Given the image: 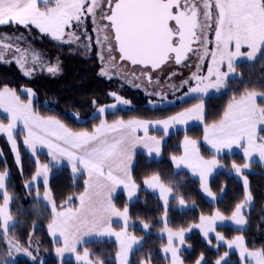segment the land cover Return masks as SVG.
Listing matches in <instances>:
<instances>
[{"label": "snow or ice", "instance_id": "obj_1", "mask_svg": "<svg viewBox=\"0 0 264 264\" xmlns=\"http://www.w3.org/2000/svg\"><path fill=\"white\" fill-rule=\"evenodd\" d=\"M108 5V11H104V4ZM97 10L100 11V19L107 21L102 28H94L98 33H105L103 40L108 41L109 30L114 32V40L120 53V59L130 61L133 65H143L150 69H159L169 60L173 59L177 65L187 58L190 52L201 53L199 59L210 55L211 63L208 66L207 76L201 75L197 78V87L191 88L192 93H204L208 88H214L217 91L227 87V81L235 74L234 62L237 58L246 57L249 61L255 59L258 53L264 52V0H0V26L9 24L22 25L25 28L35 26L41 33L51 35L54 40H63L65 28L76 23L77 27L83 25L84 19L91 15L93 24L96 25ZM214 28V48H209L212 43L208 40V33ZM82 35H87L86 31ZM70 39L64 41L71 43V38L79 40V36L74 33L69 34ZM5 39L9 37H0V63H11L5 60L7 51H12L15 56V63L25 76H31L32 70L26 68L28 63V50L19 47L13 48L11 44H5ZM89 42L91 38L89 37ZM199 43L202 48L193 49L191 44ZM97 44H100L98 35ZM247 46L250 50L247 53L241 52V47ZM108 51H112V45H107ZM234 47V51L232 50ZM103 61V57H101ZM31 63H39L44 68V62L38 53L31 54ZM226 66L227 71H222ZM105 67L101 69V75L108 76L109 72ZM200 65H197L199 69ZM59 64L46 66V71L55 75L59 72ZM144 75L148 77L149 83L152 78L149 72ZM175 75V73H173ZM195 77V74H193ZM205 80L213 81L199 85ZM187 83V81H184ZM27 95L32 96L31 89H22ZM156 94V93H153ZM120 103L130 104V101L117 96L116 93H110ZM257 97L264 98V92L248 90L241 94L239 99L235 97L228 103L223 117L218 124H213L211 128L205 127L204 139L219 152L224 148H231L233 144L241 147V141H246L248 147L245 149V157H249L253 152L258 153L261 161H264V136L259 132L264 131V104L257 102ZM31 100L24 102L17 95L14 89L5 85L0 88V109L8 114L9 123L4 125L0 123V132H7L9 140L13 143L15 151V141L12 140V130L17 122L24 126L27 131V138L24 140L29 145L33 153L36 151L35 144L38 141L46 145L49 149V155L53 161H56L57 153L61 157H66L71 164L73 173L80 171L78 166H83L90 180L85 181V192L80 196L81 207L75 210L67 209L57 212L53 202V219L49 224V230L55 234L59 231L65 237V249H57L58 253L65 250L76 251L74 245L69 247L68 236L72 231L79 232L82 228L97 225L104 221L105 217L123 216L127 218L128 209L125 207L123 212L118 211L111 203L112 188H109L107 196L104 189L107 186L105 182H111L113 186L123 185L129 189L128 195L131 198L136 188L131 175L128 171L127 161L130 160V153L138 144H143L149 148V153L153 148L149 147V142L159 145L163 139L149 137L148 126L154 123L157 126L162 125V131L168 135L169 126L183 124L187 119H200L203 106L197 104L184 112L169 116L165 120L155 122L142 121L139 119H130L125 122L123 119L114 121L111 124L102 121L100 126L94 127L92 131L81 130L73 131L64 125L55 117L42 118L37 115L31 107ZM95 103V101H93ZM110 107L115 108L113 104ZM105 108H100L99 112L104 113ZM187 118V119H186ZM143 128L144 138L136 135V130ZM42 130L46 135L40 136L35 131ZM60 143L53 142L52 139ZM110 137V138H109ZM257 141H260L257 143ZM61 143L64 147H61ZM197 141L189 140L185 137L184 156L171 159L177 167L181 163H189L195 171L199 168H208L215 166L217 161H205L199 156V150L196 147ZM159 154V148H155ZM17 162L19 156L17 155ZM248 168V164L242 166ZM236 173H240L242 168L233 164ZM115 170L124 172V177L120 178L113 174ZM49 166L47 164L38 167L33 180H36L41 174H44L43 183L45 185L44 198L49 199L47 185V173ZM7 173H0V189H3V205H0V231L4 237L8 236L10 226H14L15 221L8 211L9 201L11 199L5 189V176ZM204 173L201 171V181ZM91 181V182H90ZM145 184L152 187H159L161 198L167 204L168 196L172 189L165 188L159 183V177L153 176L151 180H145ZM245 200L236 204L231 217L223 216L216 211L211 216H200V223L193 227L200 228L205 237L210 232H215L216 221L231 220L237 225L246 223L241 214L245 204L252 200L248 192V180L244 178ZM26 187L32 188L33 184L28 183ZM204 187L202 183V188ZM89 189H92L91 191ZM206 190V189H205ZM208 195L212 193L209 191ZM39 197V192H37ZM69 202L73 199L69 197ZM183 205V199H180ZM145 229L149 228L144 224ZM168 231V246L164 252H171L172 264H182L177 255V249L173 246V237L179 238L181 244L184 243V229L177 232ZM106 232L111 233L107 228ZM103 234V233H102ZM117 240H120L123 233H115ZM218 241H224L225 237L216 233ZM210 242V241H209ZM9 244L12 242L9 241ZM137 243L135 238L130 240H121V252L117 254V259L121 264H127L126 255L132 250L133 244ZM227 246L231 250L234 247L240 249L241 261L252 260L254 264H264V248L258 250H248L244 244L242 236H236L231 241H227ZM16 250L21 249L17 246ZM26 255L32 257L35 261L37 257L32 256L31 252L23 250ZM87 255V253H86ZM229 255L224 253L214 264H223L225 257ZM82 259V257H77ZM150 259V258H149ZM88 264H103L102 261ZM195 264H204L203 254L196 260Z\"/></svg>", "mask_w": 264, "mask_h": 264}, {"label": "trees", "instance_id": "obj_2", "mask_svg": "<svg viewBox=\"0 0 264 264\" xmlns=\"http://www.w3.org/2000/svg\"><path fill=\"white\" fill-rule=\"evenodd\" d=\"M13 27V24L0 26V31L12 34L15 31ZM46 41L47 45H43L52 55L67 50L65 45L58 50L55 42ZM258 59L249 65L241 62V68H249L248 73L241 70V83L253 84V88H262L264 82V74L261 76L264 63ZM59 65L61 72L58 76H49L42 72L25 76L16 63H0V88L7 85L24 100L28 99L29 95L21 92L20 88L31 89L33 97L30 100L33 111L43 117H55L73 131H92L93 126L101 122L102 117L108 122L117 119L166 117L183 109L191 101L188 98L183 101H172L173 104L168 102L158 105L150 102L151 100L139 94L135 89L123 87L119 94L130 101V104L119 107L117 110H106L103 116L93 115L98 106L114 99L110 93L115 91V83L110 80L109 82L98 74L95 55L87 58L62 53ZM214 111L212 105L205 107L203 123L210 124L216 118ZM186 131L188 134L199 135L202 128L198 125L190 126ZM181 133L185 131L178 129L165 136L161 146V155L158 158L148 157L141 152L134 154L131 178L138 189L133 200L127 201L123 191H117L112 196L113 205L117 209L122 210L127 207V217L130 220L127 228L140 238V243L129 253L128 264H141L142 262L166 264L161 251L164 238L157 233L163 225V215L168 226L185 229L199 222L201 215L208 216L216 211L222 215H228L235 210L236 204L245 200L243 184L233 168V164L243 165L245 163L239 152H223L216 156L217 161L220 162L219 167L208 182L210 189L216 194L213 202L203 197L196 178L185 171L172 170L170 155L180 150L178 140ZM0 152L2 153V155L0 153V171L6 168L9 170L5 189L11 197L9 212L15 221L14 226H10L8 235L17 240L19 245L29 247V250L32 249L33 256L37 257L35 262L26 258L5 261L2 255L4 235L0 231V264H74L70 259L58 260L49 252L53 242L47 233V226L51 221L53 202L55 210L70 204L76 205V196L83 189L82 177H73L65 165H53L46 154L38 152L31 156L22 147L20 166L17 167L12 161V154L2 135H0ZM201 152L205 156H213V153L203 146H201ZM35 156L49 165L51 170L47 185L49 199L53 201L50 207L42 199L28 196L31 188L27 189L24 186V182L32 178L38 165L34 159ZM150 174L157 175L172 189L173 196L169 198L166 207L160 202L158 196L141 188L142 179ZM240 174L246 176L248 192L252 196V200L245 204L241 212L246 223L242 227L230 224L217 225L216 231L225 238L241 235L247 248H264V162L251 161L248 163V168L242 169ZM1 197L2 194H0V199ZM69 197L73 198L70 202ZM178 198L183 199L189 205L176 207ZM144 224H148L149 228L145 229ZM112 225L117 226L119 223ZM184 243L186 247L179 251L182 264H194L201 254H203L204 264H214L225 252L229 255L223 264H243L235 250H226L225 245H215L216 240L212 235L204 239L196 228H190L185 233ZM82 249L88 250L91 257L102 261L103 264H115L114 254L117 246L112 240L87 239L78 247V251Z\"/></svg>", "mask_w": 264, "mask_h": 264}, {"label": "rangeland", "instance_id": "obj_3", "mask_svg": "<svg viewBox=\"0 0 264 264\" xmlns=\"http://www.w3.org/2000/svg\"><path fill=\"white\" fill-rule=\"evenodd\" d=\"M104 11L107 12V8H105V6H104ZM100 16H101V13L99 10H97V14H96L97 23H96V25L93 24V18L91 15H88L84 19L83 25H81L80 27H77L76 23L73 22L71 26L65 28V35L63 37V40H55L54 41V39L51 37V35L46 34V33H41L39 31V29L36 28L35 26H30L29 28H25L24 26L18 25L15 23H13V25H14L13 28L15 31H13L12 34H8L6 32L4 33L2 30V31H0V37L11 38V39H5L3 41V43L11 44L13 48L19 47V48L28 50V63L26 64V68L31 69L33 72L32 73L33 75H36L37 73L42 72V74L46 73L49 76H56V75L58 76L61 72L60 65H59L60 70L55 75L47 72L46 66L55 65L57 63L59 64L60 54H62V53L75 54V55L84 56L87 58H90L91 55H95L96 56V63L98 64L96 67L98 74L100 76H103L104 78H106L108 81L110 80L113 83H115L116 87H115V91L113 93H116L117 96L122 97L125 100H127V99L124 98L123 95L121 96L119 94V91L123 90L122 89L123 87L126 89H132V90L135 89L139 94H141L144 97L151 100L150 102H154L158 105L162 104V103H168V102L172 103V101H175V100L183 101V100L188 99V98L191 99V101L189 103H187V105L184 106L183 109L175 111V112L167 115L166 117L153 118V119H139V120L149 121V122H155L157 120H165L169 116H174L177 113L184 112L186 109L192 108L193 106H195L197 104H201L203 106V108H202L200 119H195V118L187 119L186 118L187 119L186 123L170 125L168 133L175 132L178 129L185 131V133L180 134V138L178 140L180 150L177 153L170 155V162H171L172 170L173 171L182 170V171L187 172L190 176L196 178L198 180V186H199L200 192L207 201L213 202L216 198V194L213 190L210 189L208 182H209L210 177H212L213 173L219 167L220 162L217 161V158H216V156L218 154L223 153V152H225V153L239 152L242 154V156L245 160V163L243 165L248 164L251 161H256L259 163L264 162V161H261L258 153H256V152H253L249 157H245L244 152H245V149L248 147L246 141H241V144L243 145V147H241L237 144H233L231 148H224V149H221L219 152H217L212 147V145H210L204 139L205 127L211 128V126L213 124L219 123V121L223 117V113H224L228 103L232 100L233 97H235L236 99H239L241 94L245 91V89L255 90L257 92H264V82L262 84V86H263L262 88H256V87L253 88V84L247 85L245 82L241 83V73H242L241 70H243L244 73H248V69H249V68H247V69L241 68V62H245L246 64L249 65V64H252V62H254V60L259 58L258 61H263V63H264V52L258 53L257 56L255 57V59L252 61H249L246 57L237 58V60L234 62V65H233L234 70H235V74L231 78L228 79L226 88H222L219 91H217L214 88H208V90L204 93H192V92H190V89L197 87V83H198L197 78L200 77L201 75L207 76L208 66L211 63V56L210 55L203 56V59H199L198 56L202 55V52L201 53L190 52L189 54H187V58L185 60H182L179 65L167 64V65L162 66L161 68L156 69V70H151L150 68H147L145 66L141 67L139 65H129L127 62L119 61L118 54L115 50L114 43L112 41V35H111L110 30L107 32V35L109 36L108 41L103 40V37L105 35V33L103 31H100L99 33L97 31H94V28H102L103 24L107 23V21L101 20ZM19 27H21V28H19ZM85 31L87 33L86 36L82 35V33H84ZM23 33H24V36H23ZM70 33H74L75 36H79L80 39L76 40L74 38H71V43H65L64 41H67L70 39V36H69ZM98 35H99V38L101 41L100 44L96 43ZM89 37L91 38V42H89ZM46 40H52L53 42H55V45L57 46L58 50H60V47L64 46V45L67 46V50H64V51L62 50L61 52H57L54 55H52L49 51H47V48L44 47V45H47L45 43V42H47ZM208 40L212 42L208 45V47L210 49L214 48V46H215V44H214V40H215L214 28L208 33ZM109 43H111V45H112V51L111 52L108 51V47H107V45ZM199 48H202V46L199 43L195 42L193 49H199ZM232 50L233 51L235 50L234 47ZM248 51H250V50L247 48V46L241 47L242 53H247ZM33 52L39 54L41 60L44 62V66H45L44 68H42L39 63H37L35 65H33L31 63V54ZM14 56H15V54L12 51H7L5 53L4 58H5V60L12 61L15 63ZM101 57H103V61H102ZM198 64L200 65L199 69L197 68ZM260 64H262V63H260ZM105 65L107 66L106 70L109 72L108 76L100 74L102 67H105ZM222 71H227L226 66L222 67ZM145 72L150 73L151 78H152L151 83H149L148 77L146 75H144ZM173 73H175V75H173ZM193 74H195V77ZM263 74H264V70H262L261 76H263ZM184 81H187V83H184ZM112 82H111V84H113ZM211 82H213V81L205 80L199 86L204 87L205 84H208ZM22 89H29V88L21 87L20 88L21 92H23ZM153 93H156V94H153ZM32 97H33V95L29 96V98L26 100H24V99H21V100L24 102H28ZM257 102L264 104V98L257 97ZM113 104L116 105L115 108L110 107ZM211 105H212V109L215 110L213 112V114H215L216 118L214 120H212L210 122V124H205V123H203V112H204L205 107L211 106ZM125 106H127V105L120 103L114 97V99L111 100L110 102L104 103V104L98 106L95 109V112L93 113V115L99 114V115L103 116L105 114V112L104 113L99 112V109L102 107L105 108L106 110H115V109L117 110L119 107H125ZM32 110H33V107H32ZM35 113L37 115H39V113H37V112H35ZM40 117L48 118V117H43V116H40ZM103 118L104 117H102L101 122L105 121L108 124H111L114 121H116V120H113V121L108 122ZM131 119H137V118H131ZM117 120H119V119H117ZM128 120H130V118L126 119L124 121L127 122ZM101 122H99L97 125L93 126V128L100 126ZM0 123H3L4 125H7L9 123L8 114L5 113L3 109H0ZM197 125L202 128V132L199 135L187 133L186 129L188 127L197 126ZM93 128H92V130H93ZM161 129H162V125L157 126L154 123H150L148 126V133L152 134V137H156V138L163 137V139H162L163 140L162 143H163L166 135L164 134V132ZM37 130H39L41 133L45 134L42 130L36 129L35 131L37 132ZM136 134L137 135L141 134L142 136H140V137L143 138V135H145L144 129L138 128L136 130ZM0 135L3 136L5 142L7 143L8 147L10 149V152L12 154V156H11V158H13L12 161H14V163L16 164L17 167L20 166V149H21V147L24 150H26L31 156H34L38 152L44 153L42 151H35V153H33V150L31 151L29 149L28 145H26L24 143V140L27 138V131L24 130V126L20 122H17L16 127L12 130V140L15 141V151L13 150V147H14L13 143L9 140L8 133L7 132H0ZM259 135L264 136V131L259 132ZM185 137H187L189 140L197 141L196 147L199 150V156L202 157L203 160H205V161L215 160V161H217V164L215 166H211L210 169H208V168L202 169V168L198 167L195 171L193 170L192 167H189V163H187V162L181 163L179 165V167H177L176 163L171 158L173 156H175L177 158L184 156V154H185L184 153ZM49 138H51L53 140V142H56V143L58 142V141H55L54 138H52V137H49ZM259 142L260 141H257V143H259ZM141 145H143V144H141ZM201 146L210 150L213 153V156H210V157L205 156L201 152ZM135 152H138V151H135ZM1 155H2V153H1ZM17 155L19 156V162H17ZM160 155H161V150H160L159 154H153V155L147 154L146 156L158 158V157H160ZM34 159L38 163V165L34 171L32 178L30 180L24 182V186H25V188L28 189V187H26V184L32 183L33 187L31 188L30 193H28V196H32L35 199H42L44 201V203L50 207V203H52L53 201L50 199L46 200L44 198V196H45V187H44V183H43L44 174H41L36 180H33V177L36 175L38 167L45 165L46 163L42 162L38 157H36ZM48 160L51 161L53 165L59 164L56 161H53V159H51V158H48ZM243 165H237V166H241L242 169H247V168H243L242 167ZM201 171H203V173H204L203 181H201ZM0 173H7V175L5 176V180H4V184H5L7 177L9 175V170H8V168H6L5 170L0 171ZM50 173H51V170L49 167V171L46 174L47 178L50 176ZM240 173H237V174L239 175L241 183L243 184V189H244V194H245L244 178L246 176L242 175ZM153 176H157V175L150 174V175L144 177L142 179L141 188L149 191L153 195L158 196L160 202L163 204V206L166 207L168 205L169 198L172 197L173 194H172V192L166 193V195L168 196V200H167V204H165L164 199L161 198V193H160L159 187H152V186H149L148 184H145V180H151V178ZM159 183L163 184L165 188H169L160 179H159ZM202 183L204 185L203 188H202ZM137 189H138V186L136 185V188L134 190V194L131 198H129V195H128L129 189L124 188V190H122L124 192V195H125V198L127 201H131L136 197ZM3 191H4L3 189H0V194H2ZM209 191L212 193L211 196L208 195ZM37 192H39V197H37ZM179 201H180V198L177 199V203L175 204L176 207H185V206L189 205V203H187L185 201H184V204L181 205ZM10 202L11 201H9L8 211L10 208ZM3 203H4V200H3V194H2V197L0 199V205H3ZM74 208L75 207H73V205L70 204V205L65 206L61 209H57L56 211L60 212V211H65L67 209L73 210ZM117 210L120 212H123L124 209H122V210L117 209ZM232 213H233V211L230 214L223 215V216L231 217ZM213 214L214 213H212L211 215H213ZM211 215H208V216H211ZM208 216H206V217H208ZM105 218L108 219L109 217H105ZM162 218H163V225L157 230V233L164 238V243L162 245L161 251H162L163 256L166 259V264H172L171 252H167V253L164 252V248L168 246V231L166 229H170L172 232H177L181 229L180 228H172V227L168 226V224H166L164 221V218H165L164 215L162 216ZM52 219H53V211L51 212L50 223L52 222ZM114 223H119V225L114 226V225H112L113 224L112 223L111 225H109L107 227H102V229L98 231V235L95 233V234L90 235L89 238L90 239H97V240H112V241H114L116 246H117V249H116L115 254H114L115 264H121V260L117 259V254L121 252V240L126 241V240H130L131 238H135L137 243L133 244V247H132V250H133V248L136 247L140 243V238L137 235H135L131 229L127 228V225H130L129 224L130 220L128 219V217L125 220V217L119 216V220L115 221ZM199 223H200V221L197 222L196 224H199ZM196 224H194V225H196ZM222 224H230L232 226L234 225L237 227L243 226V225H237V224H235L234 221H231V220L216 221V226L222 225ZM107 228L111 229L112 234H108L106 232ZM190 228H196V227H193V225H191V226L185 228L184 229L185 230L184 235ZM196 229L201 233V235L203 236L204 239H207V237L209 235L214 236L215 240H216L215 245H218V244L225 245L226 250H230L227 246V243H226L227 241H231L236 236H241V235H234L230 238H225L224 241H218L216 239V233H218L216 231V227H215V232H210L207 237L204 236V234L200 228H196ZM49 232L51 233V236H50L51 242H53L52 248H51V250H49V252L53 256H55V255L58 257L62 256L65 259H70L74 262V264H88L89 261H92V262L99 261L98 259H94L93 257H91L89 255V251L86 249H82V250L78 251V248H77L76 251H74V252L69 251V250H65L61 253H58L57 249H65L66 248L65 237L62 236L59 231H56L55 234H53L50 230H49ZM118 232L123 233L120 240H117V237L115 235V233H118ZM88 233H90V232H88V231L85 232V234H88ZM80 237H81V234L79 232L76 233L75 231H72L68 236L69 247H71L73 244L81 241ZM9 241H11L12 243L9 244L8 243ZM3 243H4V251L2 252V255H3V259L5 261H14L18 258H26V259H29L30 261H33V262L36 261V260L34 261L32 259V257L26 255L25 252L23 251L24 249H26L28 252H31L32 256H33V250L32 249L29 250V247H23V246L19 245L18 241L15 240L11 235H8L7 237H3ZM80 245L81 244H79V246ZM17 246L21 249V251L18 252L16 250ZM173 246L177 249L178 257H179V251L181 250V248L186 247L185 243L181 244L179 241V238H177V237H173ZM247 249L251 251V250H258L261 248H247ZM231 250H235L240 256V249L239 248L234 247ZM131 251H128L127 255H126L127 264H128L129 253ZM86 253H87V255H86ZM78 256L82 257V259H77ZM222 256H224V255H222ZM179 259H180V257H179ZM225 259H226V257H225ZM141 264H147V263L142 262ZM243 264H254V261L245 260V261H243Z\"/></svg>", "mask_w": 264, "mask_h": 264}, {"label": "crops", "instance_id": "obj_4", "mask_svg": "<svg viewBox=\"0 0 264 264\" xmlns=\"http://www.w3.org/2000/svg\"><path fill=\"white\" fill-rule=\"evenodd\" d=\"M37 134L38 135H40V136H44L45 134H43V133H41L39 130H37ZM137 135V134H136ZM147 135L149 136V137H152V134H149V133H147ZM138 137H140V136H142L141 134H138L137 135ZM144 136L145 135H143V138H144ZM110 138V137H109ZM48 139H51V138H49L48 137ZM157 139H160V137L159 138H157ZM163 141V140H162ZM162 141H161V143L159 144V145H154V144H151L150 142V144H149V147H151V148H153V152H151V153H149V148L148 147H145V146H143V145H141V144H138L134 149H132V151H131V153H130V160H128L127 161V165H128V171H129V174L131 175V168H132V164H133V156H134V154L136 153L135 151H138V152H141V153H143V154H145V155H147V154H150V155H153V154H157L156 153V151H155V148H159V152H160V150H161V145H162ZM57 143H60V142H57ZM28 147H29V149L32 151V148L28 145ZM35 147H36V151H42V152H44L49 158H51V159H53L52 158V156L51 155H49V149H48V147L46 146V145H42L41 143H39L38 141L36 142V144H35ZM61 147H64V145L61 143ZM51 156V157H50ZM56 162L57 163H59L60 165H65V166H67L68 168H69V171H70V173H71V175L73 176V177H79V176H81L82 177V180H83V189L79 192V194L76 196V205L75 206H73V207H75L73 210H75V209H78V208H80L81 207V201H80V196L85 192V181L86 180H90V177H89V175L87 174V172L83 169V166H78L79 168H80V171H78V172H76V173H73V171H72V167H71V164L68 162V160H67V158L66 157H61V156H59V154L57 153V158H56ZM59 164H58V166H59ZM113 174L114 175H116V176H118V177H120V178H123L124 177V172L123 171H120V170H115L114 172H113ZM91 182V181H90ZM106 183V187H105V189H104V194H105V196H107V194H108V190H109V188H112L113 190H112V195H111V203L113 204V202H112V196L117 192V191H122V190H124V186L123 185H115V186H113L112 184H111V182H105ZM90 191L92 190V189H89ZM116 208V207H115ZM117 209V208H116ZM117 220H119V216H111V217H109L108 219H106L105 218V220L104 221H101V222H99L97 225H95V226H92L91 224L88 226V227H86V228H82L80 231H79V233L81 234V237H80V240L81 241H79V242H77V243H75V244H73L74 246H75V248L77 249L78 247H79V244H81L83 241H85V240H87V239H90L89 238V236L90 235H92V234H97L98 235V231L99 230H101L102 229V227H107V226H109V225H111L112 223H114L115 221H117ZM49 226V225H48ZM47 226V233H48V235H49V237L51 236V233L49 232V227ZM86 231H88V232H90V233H88V234H85V232ZM77 233V232H76ZM50 239H51V237H50ZM56 242V241H55ZM54 242V243H55ZM56 259H58V260H62V259H65L64 257H62V256H60V257H58V256H54Z\"/></svg>", "mask_w": 264, "mask_h": 264}, {"label": "flooded vegetation", "instance_id": "obj_5", "mask_svg": "<svg viewBox=\"0 0 264 264\" xmlns=\"http://www.w3.org/2000/svg\"><path fill=\"white\" fill-rule=\"evenodd\" d=\"M104 6H105V8H107V11H108V5L105 3L104 4ZM111 31V30H110ZM111 35H112V41H113V43H114V47H115V50H116V52H117V54H118V59H119V61H122L121 59H120V53L117 51V49H116V43H115V40H114V32L113 31H111ZM194 45H195V42H193L192 44H191V47L192 48H194ZM189 54V53H188ZM124 62H127L129 65H133L130 61H127V60H123ZM167 64H176L175 63V61H174V55H173V59L172 60H169L168 62H166L164 65H162V66H165V65H167ZM140 66V65H139ZM161 66V67H162ZM142 67V66H141ZM160 67V68H161ZM151 70H156V69H151Z\"/></svg>", "mask_w": 264, "mask_h": 264}, {"label": "water", "instance_id": "obj_6", "mask_svg": "<svg viewBox=\"0 0 264 264\" xmlns=\"http://www.w3.org/2000/svg\"><path fill=\"white\" fill-rule=\"evenodd\" d=\"M116 49H117V51H118V47H117V45H116ZM119 52V51H118ZM139 65V64H138ZM140 66H143V65H140Z\"/></svg>", "mask_w": 264, "mask_h": 264}]
</instances>
